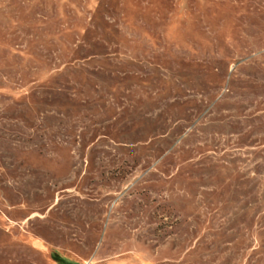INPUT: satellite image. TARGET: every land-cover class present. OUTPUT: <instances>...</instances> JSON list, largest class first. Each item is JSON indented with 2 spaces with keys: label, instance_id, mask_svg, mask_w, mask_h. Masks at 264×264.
Here are the masks:
<instances>
[{
  "label": "rangeland",
  "instance_id": "rangeland-1",
  "mask_svg": "<svg viewBox=\"0 0 264 264\" xmlns=\"http://www.w3.org/2000/svg\"><path fill=\"white\" fill-rule=\"evenodd\" d=\"M264 264V0H0V264Z\"/></svg>",
  "mask_w": 264,
  "mask_h": 264
},
{
  "label": "trees",
  "instance_id": "trees-1",
  "mask_svg": "<svg viewBox=\"0 0 264 264\" xmlns=\"http://www.w3.org/2000/svg\"><path fill=\"white\" fill-rule=\"evenodd\" d=\"M54 258L57 262H59V264H76L72 261H69V260L59 256L58 254H54Z\"/></svg>",
  "mask_w": 264,
  "mask_h": 264
},
{
  "label": "crops",
  "instance_id": "crops-1",
  "mask_svg": "<svg viewBox=\"0 0 264 264\" xmlns=\"http://www.w3.org/2000/svg\"><path fill=\"white\" fill-rule=\"evenodd\" d=\"M56 254V253H55ZM60 256V255H59ZM62 257V256H61ZM64 258V257H63ZM66 259V258H65ZM68 260V259H67ZM70 261V260H69ZM59 263V262H58ZM77 264V263H76Z\"/></svg>",
  "mask_w": 264,
  "mask_h": 264
}]
</instances>
